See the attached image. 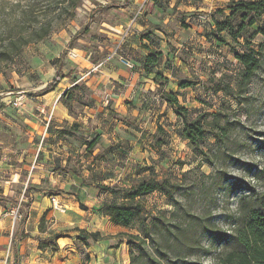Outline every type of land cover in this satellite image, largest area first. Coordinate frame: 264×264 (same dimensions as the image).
Here are the masks:
<instances>
[{"label":"rangeland","instance_id":"1","mask_svg":"<svg viewBox=\"0 0 264 264\" xmlns=\"http://www.w3.org/2000/svg\"><path fill=\"white\" fill-rule=\"evenodd\" d=\"M60 1L62 0H0V151H4V159L12 166L9 174L23 172L22 179L27 174L25 165L31 164L35 153L32 149V152H22L24 154L22 156V149L41 147L47 152L53 149L52 156L46 157L41 151L37 157V162L45 163V170L48 171L46 182L51 176H54V179L58 174L66 176L63 163L53 161L54 157H58L57 145L62 141L68 142L69 149H72L67 166L71 167L77 179L81 178L84 182L85 179L94 181L90 178L91 174H87L86 171L92 169L95 157L102 153L105 143L103 135L113 132L115 127L129 132L120 123L125 124V121L129 120L133 124L128 126L132 129L131 134L141 137L138 144L143 143V146H139V151H142L145 158L142 159L140 155L136 162L124 168V173L120 169L125 165L122 162H115L120 172L114 174H124L120 181L125 180L122 182L130 184L132 179H137L135 172L140 167L151 166L161 176H170L181 185L176 192L178 203L175 205L160 192L143 198L145 215L172 217L174 213L173 222H182L185 225L189 224L191 215L209 216L219 232L229 231L233 217L238 211L240 198L253 189L259 193L264 192L262 171L264 170V49L262 67L252 77L250 83L243 87L242 95L237 99L244 68L228 46L210 44L202 35L204 28L198 34L199 38H204L203 42L191 38V32L188 30L182 31L181 34L176 30L167 33L170 38L168 46L171 49L169 56L176 66L177 76L200 77L203 81L201 84L181 90L177 88L176 76H173L175 79L169 87L170 90L178 93L182 105L190 109L197 108L203 112L216 113L221 125L227 126L226 137L219 138L218 129H213L207 135L202 143L204 154H201L183 137V122L173 110L169 109V105L164 108L161 102L158 104L153 102L155 105L151 107L148 105L146 111L139 114L140 107L133 102L127 101L124 110L120 112L115 100L113 101L117 89L124 85L108 76L111 67L106 63L122 65L121 57L130 60L134 55L131 51L135 48L126 46L129 43L119 39L118 36L123 34L117 29L130 22L135 14L138 8L137 4L134 6L135 0H132L129 6H125L127 0H81L76 9L69 6L65 10L61 9L63 6ZM232 1L234 0H213V5H210L203 4L202 0H160L159 4L164 9L165 18L171 16L173 22L187 29L191 27L190 24L208 27L210 16L202 20L205 14L210 15L208 10L213 7L211 10L213 15L221 18V15L216 13L220 10L218 6L221 10L226 9L225 13H228L227 7ZM151 5L146 6L145 9L150 11ZM200 7L205 10H197ZM181 21H184L183 24ZM260 24H264V15L258 19L253 28L258 29ZM86 26H89V29L83 32L82 29ZM46 29L50 30L48 35L39 39L38 35ZM175 32L179 35L177 38L174 37ZM78 33H81L80 36L71 43ZM263 39L262 34L256 35L253 40L254 49L260 50L259 43ZM183 40L185 42L180 46ZM233 45L238 49H244L240 43ZM187 46L189 50L185 49ZM63 51L67 54L64 70L68 72L72 69L74 75L79 78L78 81L85 84L87 89L85 94L83 88L75 91L76 98L71 100L70 110L63 101H60L67 107L74 120L84 116L86 111L95 120L94 122L93 118L88 117L84 125L75 121L73 124H76L77 128L73 136H59V130L54 129L53 125L48 130L50 106L45 100L38 98L43 95L42 90L46 85L55 78L56 60ZM73 53H77L78 56H73ZM71 91H73L72 87L64 94ZM81 95L85 96L84 100L90 102V105L78 102L77 97ZM15 102L18 104L16 105ZM91 108H93L92 113ZM157 114L158 119L155 121ZM209 119H214V116H210ZM144 122L148 125L146 128ZM159 122L169 133V143L163 147L161 154L151 147L150 138L141 133V128L145 129L146 135L151 129L156 131ZM33 124L39 127L35 129ZM44 126H47V129ZM97 134L101 136L99 144L94 149L88 150L85 142ZM111 141L110 145L117 143L116 140ZM122 142L125 143L123 148L127 147L129 142ZM63 145L65 144H60V147ZM12 150L17 152L14 153ZM98 178L101 182V178ZM28 188L30 191L37 190L32 183H29ZM20 191L19 188L15 189L14 195L19 196ZM61 192L63 190L57 188L48 190L46 194L51 197L52 193L57 195ZM76 200L77 208L89 209L77 195ZM27 201V197L22 194L14 202H5L1 205L4 208L2 216L7 219L8 225H4V228L0 227V258L7 253H1V250H8L10 257L7 264H12L11 237L19 226L20 217L25 214L24 206L27 205ZM16 202H21L22 208L19 211L21 216L15 219L13 212L17 207ZM62 205L65 208L64 213L72 211L71 205L69 207ZM261 208L264 210V202ZM40 223L45 231L50 226L49 221L44 218ZM101 226L105 232L110 233L108 235L110 238H115L116 241L125 240L127 245L130 238L128 234H137L140 229L138 222L124 228L123 232H117L116 225L110 220H102ZM65 232L68 230L59 229L57 234L65 236ZM174 240L171 237L169 243ZM201 240L202 249L190 256H185V252H182L183 246L179 243L168 246V249H171L168 251L170 257L176 259V255L180 254L178 264H183V261L186 262L185 264H217L216 257L221 252L223 244L213 234H205ZM158 241L164 244L163 249L166 251L167 239L161 236ZM81 243L84 242L80 240L77 246L79 249H84L85 244ZM147 247L152 251L151 244ZM134 249L136 250V247ZM20 262L26 264L24 258L20 259Z\"/></svg>","mask_w":264,"mask_h":264},{"label":"trees","instance_id":"2","mask_svg":"<svg viewBox=\"0 0 264 264\" xmlns=\"http://www.w3.org/2000/svg\"><path fill=\"white\" fill-rule=\"evenodd\" d=\"M80 2L81 0H62L60 1V4L63 6L61 9L65 10L69 6H73L76 9ZM131 2L132 0H127L125 6H129ZM219 9L216 13L220 14L221 18L213 15L211 18L213 20V27H205L202 35L210 44L218 43L228 46L238 62L243 65L241 89L239 92L237 91L239 94L238 99L242 95L245 86L250 83L252 77L263 65L262 50L264 49V39L259 43L260 50L254 49L253 40L258 34H262L264 37V24H260L256 30L253 26L264 15V0H234L227 7L228 13H225L226 9L224 8L222 10L221 8ZM183 22L181 21L182 24ZM88 29L89 26H86L82 30L86 32ZM155 30H161V27L147 29L140 33V48L146 53L137 57V60L141 63L143 75L153 76V80L158 86V94L182 120L183 137L195 150L204 154L202 143L207 135L213 129H218L217 136L219 138L220 136L226 137L227 126L221 125V120L216 113L203 112L197 108L190 109L182 105L178 93L167 89L171 82L167 74L172 75V77L176 76L178 89H186L201 84L203 81L200 77L188 78L177 76L173 59L169 55H165L161 48L163 39ZM49 32V29L44 30V32L38 35V38H44ZM81 33H78L71 40V43ZM233 43H240L244 49H238ZM66 55V52L63 51L61 56L57 58L56 76L42 90V94L53 91L64 77H70L74 83L72 86L73 91L62 95L60 98L70 110V102L74 97L76 98L75 91L83 88V94H85L87 87L85 84H81V81H78L79 78L74 75L72 69L68 73L64 72ZM84 97L83 95L77 97L79 99L78 102L90 105V102H86ZM210 116H214V119H209ZM126 122L129 126H133L129 120ZM51 128L52 123H49L48 130ZM76 128V124L71 125L69 128L63 127L58 131V135L73 136ZM144 132L143 135L150 138L151 147L161 154L163 147L169 143V133L166 128L158 124L156 131L153 133L150 132L146 135ZM100 138V134H97L91 140L86 141V148L88 150L94 149L99 144ZM124 144L121 141L108 148H104L102 153L97 155L95 159L112 162L110 154L115 149L122 148ZM67 168L68 166L65 169ZM262 171L264 173V170ZM135 174L137 179H132L130 184H125L122 181L110 184H89L95 189L109 195L100 205L95 206L96 212L108 217L111 223L116 226L127 228L136 222L140 224L139 233L128 234L130 236L128 240L129 264H178L177 260H179L180 254L176 255V259H172L168 252L171 249H168V246H174V244L179 243L183 246L182 252H185V256L194 255L198 250L202 249L201 237L205 234H213L223 244L221 252L216 257L217 264H264V210L261 208L264 202V192L259 193L253 189L249 194L242 196L239 200L238 211L231 222V229L219 232L215 224L211 222L209 216L191 215L192 219L189 224L185 225L182 222H173L174 213L172 217L165 215H151L149 217L145 215L143 198L152 193L160 192L167 196L175 205L178 203L176 192L180 189L181 185L170 176H161L151 166L140 167ZM126 179L128 178L126 177ZM26 193H28V189ZM52 195L56 194L52 193ZM24 209L25 214L20 219L19 226L24 225L28 216L26 206ZM39 229L41 232L45 231L41 223ZM16 234L15 231L12 238L13 245L16 244ZM62 236L54 234L49 237L38 238L39 246L41 248L50 247L53 250H57L59 248L57 240ZM161 236L167 239V242H165L167 246L166 251L163 249L164 244L162 245L158 241ZM171 237L175 240L169 243ZM100 238L99 232H87L84 230H81V234L78 236V239L86 245L89 244V240L97 241ZM148 244L152 245V251L148 249ZM134 247H136V250ZM183 262V264L186 263L185 261Z\"/></svg>","mask_w":264,"mask_h":264},{"label":"crops","instance_id":"3","mask_svg":"<svg viewBox=\"0 0 264 264\" xmlns=\"http://www.w3.org/2000/svg\"><path fill=\"white\" fill-rule=\"evenodd\" d=\"M159 1L160 0H150V3H148V0H135L134 6L138 5L135 14H133L130 22H128L126 25H121L120 28L117 29L123 34L121 36H118L119 39L127 41L129 45L126 46L135 48L134 51H131L134 53V55L130 59L134 64L133 67H129L123 63H121L122 65H112V63H106L111 67V73L108 76L112 77L113 80L117 83L124 85V87L117 89L116 93L113 95V101L115 100L116 106L117 108H119L120 112L124 110L127 101L133 102V104L140 107V109L138 110L139 114L145 112V108H147L148 105H150V107L152 105H155L153 104V102H156L157 104L161 102L160 104L164 108H167L166 106H168L167 102H165L158 94V86L154 82L153 76H144L141 63L137 60V57H140L142 54L146 53L140 48V33L147 29L161 27L162 31L155 30V32L163 39L161 48L164 51L165 55H169L171 53V49H169L168 46L170 38L167 36V33L172 32L173 30L178 31L179 34H181L182 31L185 32L186 30H188L189 32H191V38L203 42L202 39L204 38H199L198 34L201 33L203 28L207 26L201 27V25L199 24H190L191 27L187 29L181 28V24L173 22L171 16H168V18L164 17V9L160 6ZM202 1L203 4L213 5V0ZM150 4H152L151 10L148 11L145 9V7L149 6ZM171 6H173V4ZM218 8L220 7L218 6ZM212 9L213 7H211V10ZM197 10L205 9L200 7ZM211 10H208L210 15L205 14V17L210 16V19H208L210 21L209 26L213 27V20L211 19L213 17V12ZM192 21L193 23H195L194 20ZM209 26L208 28H210ZM128 28L129 32L126 34L125 32ZM178 36L179 35L175 32L174 37L177 38ZM124 37L125 39H123ZM184 42L185 40H183V42H181V44L179 45L183 46L182 43ZM188 47L189 46H187L186 49H188ZM170 58L172 59L171 56ZM64 72L68 73L65 70ZM103 73L106 74L104 71ZM167 75L171 80L167 88L168 90H170L169 87L173 83V79L175 78L170 74ZM83 79L85 80V77ZM72 85L73 82L71 78L66 76L59 82L58 86L53 91L38 97L40 100H45L50 106L49 113L51 114V116L48 125L49 123L53 122V128L56 130H60L63 127L69 128L75 121H77L81 125H84L87 123L88 117L93 118V121L95 122L94 117H92V115L87 111L84 112V116L79 117L78 120H74L69 114L67 107L60 101L61 96L64 95V93L68 89H70ZM176 85L178 88L177 83ZM127 105L130 106V104ZM169 109L172 110L171 107ZM90 112H93V108L90 109ZM151 116H154V114H151ZM157 117L158 114L155 115V121L158 119ZM120 123L121 126L125 129H128L129 132L123 131L122 129H120V127H115L113 132H110L108 135H103V138H105V143L103 144V146L104 148H108L109 146H111V140H116L117 142H129L128 145L130 147H128L127 145V147L125 148L120 147L117 150L115 149L113 153L110 154V158L113 161L112 163L103 160H95V163L92 165V169L90 171H86L87 174H91L90 178H93L94 181H92V179H85L84 182L81 178L77 179L78 177L73 172V170H71L70 166H68L69 168L65 169L68 164V158L71 155L70 150H72L69 149L68 142L63 143L62 141H60L58 143V157L53 158V161L56 160L59 162V164L61 162L63 163V165L65 166L64 169L66 170V176L58 174V177H56L55 179L53 178L54 176H51V178L49 177L48 182H46V178H48V171L45 170V163L37 162V157L41 151L44 152L46 157L52 156L53 149L49 152L41 147H38L36 149L30 147L29 150L26 148L22 149V151L19 150L21 151V153H25L28 151L32 152V149H34L33 152H35L31 164L25 165V168H27V174L24 175L22 179L21 175L23 172H15L13 174H9L12 166L9 164V161L6 162V160L4 159V151H0V189L4 188V190H0V227L4 228V225H8L7 219H4V217L2 216L4 208L1 205L5 204V202H14L16 199H19V196L22 194L27 197L28 200L27 205H25L28 209L26 222L24 223V225L18 226V228L16 229V244L13 245L12 243V264H15V262L16 264H21L20 259L22 258L25 259L26 264L130 263L129 247L127 245V241H116L115 238H110L108 236L110 233L105 232L103 227L101 226L102 220H109V218L99 214L94 209L95 206L100 205L109 195L89 185L90 183L92 185L96 183L108 184V182L110 181H112V183L121 182V176H123L124 174L120 173L118 175L114 174V172L123 171L124 173V168L126 166H131V164L136 162L137 159L140 158V155L142 156V159L145 158L143 157L142 151H139V146H143V143L138 144L141 137H135L131 134L132 129L128 127L129 124H127V122L125 124L122 122ZM143 124L146 128L147 123L144 122ZM159 124L161 123L159 122ZM33 126L35 129L39 127L37 124H33ZM44 128L47 129V126H44ZM144 130L145 129L141 128V133H143ZM154 131V129H151L149 132L153 133ZM60 144L65 145L60 147ZM12 151L14 153L17 152V150ZM23 153L21 154L22 156L24 155ZM45 160L46 162H48L47 159ZM115 162H122L125 166H123V168L119 171V168L117 169V165H115ZM125 176H127V173H125ZM98 177L101 178V182ZM43 180L45 181L43 182ZM29 183L35 185V187H37V190L30 191V189L28 188ZM18 188L21 191L19 193V196H16L14 195V193L15 189ZM57 188L62 189L63 192L53 196H55L57 200L61 204H64L66 207H69V205H71L72 211L67 214L55 208L51 200L52 196L50 197V195L46 194L48 190ZM27 189L28 193H26ZM76 195L81 200V202L85 203L88 206V210H81L80 208L76 207ZM43 218L46 221H49L50 226L46 231L41 232L39 229V225L40 221ZM63 222H65V224H63ZM11 227L12 225L9 226V229H11ZM115 227L117 228V232H123L124 230V227ZM59 229H67L68 232H65L66 235H63L57 240L59 247L57 250H53L50 247L41 248L39 246L38 238H45L49 237L50 235L57 234V232H59ZM81 230L87 232H100L102 238L98 239L95 242H91L89 240V244H91L90 246H88L89 244L84 245V243H81L84 245V249H79L77 244L80 241L78 239V236L81 234ZM14 233L15 231L12 234L11 241ZM4 252L7 253L4 254V257L0 258V264H7L9 261L10 253L8 252V250L2 249L1 253Z\"/></svg>","mask_w":264,"mask_h":264},{"label":"built area","instance_id":"4","mask_svg":"<svg viewBox=\"0 0 264 264\" xmlns=\"http://www.w3.org/2000/svg\"><path fill=\"white\" fill-rule=\"evenodd\" d=\"M206 19H207V17H205V16L202 17V20H206ZM128 32H129V28L127 29V31H126L125 33L127 34ZM72 55L75 56V57L78 56L77 53H73ZM121 60H122V62H123L125 65H127V66H129V67H133V66H134V64H133V62H132L131 60L125 59V58H123V57H121ZM17 101H18V99H17ZM15 104L17 105L18 102H15ZM51 200H52L53 206H54L55 208L59 209L61 212H65V208H64L63 205L57 200V198H56L55 196H52V197H51ZM16 206H17V207H15L14 212H13L14 215H15V219H16L17 217H20V216H21L20 213H19V211H20V209L22 208V203H21V202H18V204H16ZM21 218H22V217H20V219H21Z\"/></svg>","mask_w":264,"mask_h":264}]
</instances>
